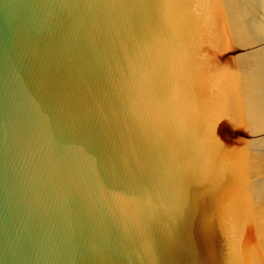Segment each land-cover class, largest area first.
Here are the masks:
<instances>
[{
  "label": "water",
  "instance_id": "water-1",
  "mask_svg": "<svg viewBox=\"0 0 264 264\" xmlns=\"http://www.w3.org/2000/svg\"><path fill=\"white\" fill-rule=\"evenodd\" d=\"M0 264H264V0H0Z\"/></svg>",
  "mask_w": 264,
  "mask_h": 264
}]
</instances>
